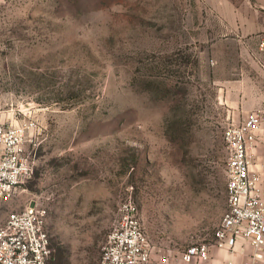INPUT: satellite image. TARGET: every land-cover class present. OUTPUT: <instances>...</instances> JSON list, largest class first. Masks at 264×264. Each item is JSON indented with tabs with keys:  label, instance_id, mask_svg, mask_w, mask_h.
Here are the masks:
<instances>
[{
	"label": "rangeland",
	"instance_id": "obj_1",
	"mask_svg": "<svg viewBox=\"0 0 264 264\" xmlns=\"http://www.w3.org/2000/svg\"><path fill=\"white\" fill-rule=\"evenodd\" d=\"M262 40L264 0H0V121L32 125L34 163L0 224L39 203L48 264H101L132 201L150 264H183L225 212L222 134Z\"/></svg>",
	"mask_w": 264,
	"mask_h": 264
},
{
	"label": "built area",
	"instance_id": "obj_2",
	"mask_svg": "<svg viewBox=\"0 0 264 264\" xmlns=\"http://www.w3.org/2000/svg\"><path fill=\"white\" fill-rule=\"evenodd\" d=\"M264 51V40L260 43ZM32 125L0 121V210L33 173V161L25 153ZM264 132V109L251 110L239 122H229L222 134L226 208L209 240L191 243L180 254L183 263L208 261L212 249L232 252L238 241L251 248L242 264L264 260V181L249 167L252 149ZM47 211L31 203L9 213L0 224V264H48L50 248L45 230ZM152 247L132 201L118 209V217L102 250L101 264H150ZM167 264V257L161 258ZM228 264H233L229 262Z\"/></svg>",
	"mask_w": 264,
	"mask_h": 264
},
{
	"label": "crops",
	"instance_id": "obj_3",
	"mask_svg": "<svg viewBox=\"0 0 264 264\" xmlns=\"http://www.w3.org/2000/svg\"><path fill=\"white\" fill-rule=\"evenodd\" d=\"M258 73L262 79H256V82L248 83L246 86L240 84L238 88L242 100L236 104L232 111L234 123L243 119L251 110L264 109V59L257 64ZM259 80V81H258ZM244 83L243 79L240 80ZM244 81H249L244 80ZM258 141L252 149L250 171L258 175L264 181V132L262 130L256 132ZM1 219V218H0ZM251 254V248L242 241H238L234 250L228 252L225 250L212 249L209 253V259L203 263H183V264H242ZM258 264H264V260Z\"/></svg>",
	"mask_w": 264,
	"mask_h": 264
},
{
	"label": "trees",
	"instance_id": "obj_4",
	"mask_svg": "<svg viewBox=\"0 0 264 264\" xmlns=\"http://www.w3.org/2000/svg\"><path fill=\"white\" fill-rule=\"evenodd\" d=\"M59 256V255H58Z\"/></svg>",
	"mask_w": 264,
	"mask_h": 264
}]
</instances>
